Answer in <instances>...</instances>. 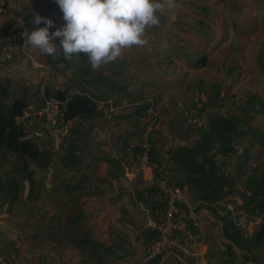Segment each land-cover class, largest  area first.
Returning a JSON list of instances; mask_svg holds the SVG:
<instances>
[{"label":"crops","instance_id":"1","mask_svg":"<svg viewBox=\"0 0 264 264\" xmlns=\"http://www.w3.org/2000/svg\"><path fill=\"white\" fill-rule=\"evenodd\" d=\"M3 3V11H0V45L6 39L7 32L16 22L18 15L28 22L29 32L45 26L43 23L40 25L33 23L35 14L50 18L55 22V26L50 30L52 32L65 23L63 13L55 0H19L15 9L11 7L10 0H0V10ZM186 7L191 9V5L186 4ZM168 12L170 13V11ZM168 12L163 15L168 16ZM182 13L185 15L188 12L183 11ZM163 15L160 17L161 19H163ZM161 19L158 27L148 30L145 46L132 47L145 49L147 52L153 51V56L151 54L148 57L152 62L149 64L151 66L149 70L144 69V62L140 61L138 51L132 52L131 48L124 50L121 57L116 61L103 65L96 70L92 69L86 56L87 69L90 70L91 75L100 74L115 86H126L127 89L114 90L110 93L108 100H103L111 101L115 107L121 109L108 114V120L111 121L110 126H94L92 135L94 137L91 139L80 164L81 167H85L81 170L79 168L74 169L78 170L77 179H73L71 182V185L79 184L78 188L80 189L67 196L65 195L67 192L64 188L65 184H61L57 188L47 185L46 192L41 191V195L44 192L46 196L41 197L38 192L39 187L34 184L33 172L25 173L31 175V180L25 178L22 185L15 184L13 180L9 182L11 187L0 185V195L5 194L3 198L7 199L4 203H0V253L5 254L7 250L10 251L9 254L13 255L11 257L18 259L16 264H23L24 257H39L38 253L32 255L33 248H30L28 243V240L31 239L32 241L38 240L39 234H41L40 255L45 257V264H110V261H115V264H151V262L145 261V256L153 237L149 235L150 233L147 232L149 228L146 227L147 225L154 226L150 224L149 219L152 220L150 216L153 217L155 204L154 193L148 190L147 186L155 182V174L149 165L141 162L139 158L136 159L133 155L138 136L129 137L128 148H126L128 151H126L130 155L125 153L124 148L121 147L122 142L118 143V139L133 130L127 131L131 125L123 123L116 126L114 118L127 111L134 112L142 104H151L150 101H152L153 109L159 116V124L155 131L165 134L171 132L169 130L173 115L165 116L167 118L165 123L162 122L161 117H164L163 114L171 112L172 99L176 97L175 92L183 94L189 88L190 77L193 74L190 71L194 69L192 66L193 59L188 65V62L177 58L174 53L166 51L171 50L170 45L173 42L178 47H185L187 45L186 38L190 36L186 37L184 34L194 32L187 31L186 27L175 30V27H168L167 23L162 25ZM54 42L59 45L60 39L57 38ZM29 50L35 59L40 56L43 63H47L48 58H52L42 54L37 49L29 48ZM60 51L61 53L58 52V57L55 59H59L68 65L65 75L70 77L73 75V71L75 73L79 70L77 67L72 68L73 65L81 63L79 55L74 56L78 60L71 64L70 59L72 57L65 58L62 48ZM140 69L145 72L151 71L152 74H141L143 72H139ZM41 80L42 70L34 68L26 59H20L0 71V84H10L16 98L27 101L29 105L36 104L38 101L37 93ZM55 80L57 81V78ZM98 89L100 91L107 90L101 85L98 86ZM49 90H52L51 86ZM152 98L156 100V103ZM178 103L180 104V102ZM139 119L141 125L144 126V120H148L149 115ZM46 135L53 136L49 132ZM142 137L143 135H141ZM109 141L113 146L118 147L117 158L115 159H111ZM163 141H165L164 138ZM62 144L61 141L60 146ZM106 158L116 161L110 163L106 161ZM53 192H58L57 199L50 197L51 193L52 196L54 195ZM130 200L131 204L126 205L125 203ZM132 207H138V210L145 215L146 224L142 222L143 215L131 217L135 211ZM200 214L203 222L200 235L203 238L206 239L205 230L209 223H215V228H222V222L215 218L207 208H203ZM80 216H83L84 220L78 223L72 221V219ZM181 217L184 218V214ZM161 220H152L156 224L152 228L158 230ZM36 225H40V227L37 228ZM55 230L58 232V237L53 233ZM115 234L117 237L125 235L122 239L116 240ZM183 234L187 237L188 248L195 252V246L203 240L202 236H193L188 230V223H186ZM84 236H88L90 242L100 244L101 247L89 253V248L85 247V251H83L72 244L73 241L81 240ZM221 237L222 242H228L224 240L223 232ZM54 239L57 240V243L54 242ZM209 242H205L199 249V260L205 263L204 259L208 252ZM143 248L144 252L139 258V252ZM104 249H108L109 252H105ZM170 258L166 264L179 262L175 257ZM188 262L195 264V259Z\"/></svg>","mask_w":264,"mask_h":264},{"label":"rangeland","instance_id":"2","mask_svg":"<svg viewBox=\"0 0 264 264\" xmlns=\"http://www.w3.org/2000/svg\"><path fill=\"white\" fill-rule=\"evenodd\" d=\"M186 4L191 5V9L187 8ZM235 9H238V11H234ZM168 11H170V13ZM183 11L188 13L183 15ZM165 12L169 14L168 16L163 15V19L160 18L162 25L167 23L168 27H175V30L186 27L187 31H193L195 33L186 32V34H184L186 37L190 36L188 37L189 39L186 38L187 45L185 47H178L173 42L170 45L171 50L166 52L174 53L177 58H181L188 62V65H190L192 59L194 60L197 55L202 53L207 54L209 63L206 68L198 71H190V73L193 74H191L190 85L186 92L183 94L175 92L176 97L172 99L171 112L163 114L164 117H161L162 122L165 123L167 121L165 116L173 115L171 129L169 130V132H171L170 134L159 132L153 136L154 139H159L161 142V145H158L157 152H166L176 144H182L184 142L192 145L200 130V125L204 124L203 118L206 113L217 111L223 113H236V109L243 105L246 100L254 94H257L264 100V0H175L174 7L167 9ZM177 12H179L178 15ZM131 51H138L140 61L144 62V69L146 68L149 70L151 67L149 64H152V62L148 57L151 54L153 56V51L147 52L145 49L143 50L141 48H131ZM28 52H31L29 48ZM74 56L76 55H73L70 59L71 64L78 60V58ZM20 59H26L27 62L31 64V58L27 54L19 53L14 55L12 61L6 64L0 71ZM37 61L43 63L40 56L37 58ZM43 64L51 66L47 63ZM139 72H143L141 74H152L151 71L145 72L141 69ZM66 83L67 79L65 81V84ZM213 84H216L222 89L224 100L221 101L220 104L216 103V100L213 98L211 89ZM50 86L51 89L58 88L56 80L51 82ZM149 98H151V96H149ZM209 100L212 101L209 102ZM178 102H180L181 105ZM207 103H209V106L205 107ZM256 108L258 107L256 106ZM253 116V123L260 128L264 127V111L255 112ZM114 121L116 126L121 123L131 125V128L127 131L135 130L141 125L139 116L133 111H127L116 116ZM110 123V120L94 118H89L84 122L85 125L92 124L95 127L110 126ZM37 127L38 126L27 129L28 133L35 130ZM93 137L94 136H92V139ZM163 138L165 141H163ZM141 139V135H139L135 142L136 146L141 147L143 144ZM32 140L36 142L40 151H50L52 154V161L48 165L44 162L33 163L28 161L27 163L26 172H33L34 184L39 187V196H46L44 192H46L47 185L57 188L61 184H67L72 182L73 179H77L78 170L70 169L63 163L61 155L65 147L62 145L57 150L55 148L53 136L46 135L42 139L33 138ZM126 150L127 149L124 148L125 153L130 155V153L127 152L128 150ZM21 163L23 162L21 161L18 163L16 156L13 154L0 153V185H9V182H11L10 180H13L17 185L24 184V178H26L24 175L26 174L15 173L13 170L15 167L20 168L22 166ZM250 166L251 171L257 170L258 173H261L264 169V156L257 162L252 161ZM84 167L85 166L81 167V165H79L76 168L81 170ZM161 174L170 181L168 173L163 172ZM147 188L155 192L153 196L155 212L153 217H150L152 220L155 219L160 221L165 213L166 198L158 191L155 182L149 184ZM42 190L44 191L43 195H41ZM53 193L54 195L52 196L51 193L50 197L57 199V195H59L58 192ZM4 195H0L1 204L7 200L3 198ZM125 204L130 205L131 200L127 201ZM132 208H134L135 211L131 214V217L143 215L140 210H138V207ZM250 214L254 215L255 213ZM217 215L221 216L224 214L217 209ZM213 216L217 218L214 214ZM142 222L143 224L147 222L145 215H143ZM36 226L37 228L40 227V225ZM152 227L154 226L147 225L146 228ZM53 233L58 237V232L56 230ZM205 233V242L210 241V245L205 259H201H204L206 264H226L225 260L229 257L225 255V247L222 244V228H215V223H209ZM124 235L117 237L115 234L114 238L116 237V240H119L122 239ZM149 235L152 236L151 234ZM201 236L202 235H200V237ZM54 242L57 243V240L54 239ZM28 243L30 248H33L32 255L38 253L39 257H24L23 264H45V257L40 255L41 234H39L38 240L32 241L31 239L30 241L28 240ZM226 243L228 244V242ZM143 252L144 248L139 252V258ZM9 253L10 251L8 250L5 254L0 253V257L9 258L10 264H16L18 261L17 257L12 258L11 256L13 255ZM232 257L233 264H264V239L259 247L251 249L247 260L243 258V253L239 250H236ZM109 263L115 264V261H110Z\"/></svg>","mask_w":264,"mask_h":264},{"label":"trees","instance_id":"3","mask_svg":"<svg viewBox=\"0 0 264 264\" xmlns=\"http://www.w3.org/2000/svg\"><path fill=\"white\" fill-rule=\"evenodd\" d=\"M234 11H238V9ZM78 55L81 63L73 65L72 68L77 67L79 70L75 73L73 71V75L70 77L65 75L68 65L59 59H55L58 57V53L47 60L57 75L67 79V83L62 89L47 90V95L60 99H66L69 96L65 103V120L72 124L69 135L64 137L62 145L65 148L61 159L70 169H75L81 164L92 139L94 125H85L84 122L89 118L108 120V114L105 113L104 109L98 108L97 101L108 100L110 93L114 90L127 89L126 86H115L100 74L91 75L90 70L87 69L86 55L83 53ZM208 63V55L199 54L194 58L192 66L194 70H200L206 68ZM99 85L108 91H100ZM211 89L214 100L220 104L224 100L222 89L216 84H213ZM150 105L149 103L142 104L141 107L139 106L140 108L134 111L135 114L139 118L147 117ZM28 106L27 101L16 98L10 84H0V153L13 154L18 163L23 162L21 163L22 166L15 170L19 174L26 173L28 161L33 163L44 162L46 165L52 161L50 151H40L36 142L32 140L33 138H28L27 129L31 128H25L16 122V118L21 116ZM208 106L209 103L205 105V107ZM258 111H264V100L254 94L236 109V113L220 111L206 113L203 118L204 124L200 126L192 145L187 142L176 144L166 152H157L158 145H161L159 139L153 138L158 133L157 131L151 132L148 136L151 145L149 159L157 166L156 174L168 173L171 184L186 189L195 202L207 203L206 208L222 222L223 236L229 242L228 244L222 242L225 246V255L229 257L225 260L226 264H233L232 256H234L235 249L241 251L243 258L247 260L251 249L259 247L264 239V223L258 231L248 237L234 225L228 214L217 215V208L212 207L216 201L239 193V186L243 185L242 187L250 192L249 196L242 194L247 212L255 214L264 212V169L258 173L257 170L251 171L250 166L252 161L257 162L264 156V127L260 128L253 123V114ZM145 125L144 123V126L140 125L131 133L119 137L118 143L122 142L121 147L128 148L129 137L143 135ZM233 140L243 141L245 149L236 163L235 175L224 176L219 173V162L225 160L232 150L231 143ZM141 152L142 148L136 146L133 149L134 157L139 158ZM106 161L112 163L116 160L106 158ZM24 177L31 180V175L26 174ZM11 186L9 183V187ZM78 187L79 184L71 185V182L65 184L64 188L67 191L65 195L76 193L80 189ZM80 215L82 214L80 213ZM81 220H84L83 216L72 219L75 223L81 222ZM188 230L195 237L200 235V229L194 227L190 222L188 223ZM147 232L152 235L153 239L159 233L153 228H149ZM72 244L83 251H85V247L89 248V253L101 247L100 244L90 242L88 236L73 241ZM104 251L109 252L108 249H104ZM161 261L162 258H157L151 264H160Z\"/></svg>","mask_w":264,"mask_h":264},{"label":"built area","instance_id":"4","mask_svg":"<svg viewBox=\"0 0 264 264\" xmlns=\"http://www.w3.org/2000/svg\"><path fill=\"white\" fill-rule=\"evenodd\" d=\"M19 0H10V5L13 9L17 7ZM4 3L1 5V10ZM29 24L20 15H18L16 22L10 28L5 41L0 45V69L12 61L14 55L19 53L27 54L31 58V64L35 68L42 70V80L38 91V101L36 104L29 105L21 116L16 118L18 124L23 127L34 128L35 130L28 133V138H43L47 132L53 135L54 130H58L62 143L64 137L69 135L71 122L65 120V103L66 99L48 96L50 83L57 78L56 89H62L66 79L57 75L53 68L49 65L40 63L35 59L28 47L23 46L25 31H28ZM98 108L104 109L106 114L114 113L120 110L113 105L111 101H97ZM148 108L149 119L144 120L145 132L142 137L143 144L141 145L142 152L140 154V161L149 165L154 171V180L157 188L166 198V209L164 217L159 223L158 236L153 239L148 245L145 261L152 262L157 258H164L170 251H175L180 254L185 260L189 261L195 259L196 253L188 248L187 237L183 234L186 223H191L194 227L201 228L203 222L201 221V210L206 208L207 203L198 201L195 202L187 192L186 189L174 186L170 183L168 178L162 174H156L157 166L150 162L151 145L148 141V136L151 132L157 130L159 124V116L153 109V102ZM181 105V104H180ZM200 125V124H199ZM202 126V125H200ZM50 128V129H49ZM232 150L228 153L226 159L219 162V173L224 176H234L236 163L239 157L243 154L245 143L241 140H233L231 143ZM242 194L250 195V192L239 186V193L232 197H227L216 201L212 207H216L223 214H228L234 225L242 230L245 236H252L258 231L264 223V212L257 214H250L245 209ZM184 214V218L181 215ZM186 237V238H184ZM199 264H206L199 260ZM0 264H10L9 258L0 257ZM176 264H182L180 261Z\"/></svg>","mask_w":264,"mask_h":264},{"label":"clouds","instance_id":"5","mask_svg":"<svg viewBox=\"0 0 264 264\" xmlns=\"http://www.w3.org/2000/svg\"><path fill=\"white\" fill-rule=\"evenodd\" d=\"M63 13L64 25L50 31L55 22L34 15L38 27L25 31L23 46L65 58L85 54L93 70L116 61L124 50L147 44L149 29L160 25V17L175 0H55ZM59 38L60 44L54 41Z\"/></svg>","mask_w":264,"mask_h":264},{"label":"water","instance_id":"6","mask_svg":"<svg viewBox=\"0 0 264 264\" xmlns=\"http://www.w3.org/2000/svg\"><path fill=\"white\" fill-rule=\"evenodd\" d=\"M50 129V128H49ZM53 137L55 140V148L58 150L60 148V144H61V139H60V135L58 130H54L53 131ZM110 148H111V159H115L117 158V150L118 147L117 146H113L111 141L108 142ZM184 144V143H183ZM150 224H153L154 226L156 225L155 222H153L151 219H149ZM225 241H227L226 239H224ZM205 244V237L203 238L202 242L195 246V264H199V249L201 246H203ZM170 257H175L177 258L182 264H190L187 260H185L182 256H180L179 253L175 252V251H170L168 254H166V256L163 258V260L161 261L160 264H166L167 260Z\"/></svg>","mask_w":264,"mask_h":264},{"label":"flooded vegetation","instance_id":"7","mask_svg":"<svg viewBox=\"0 0 264 264\" xmlns=\"http://www.w3.org/2000/svg\"><path fill=\"white\" fill-rule=\"evenodd\" d=\"M165 256H166V255H165ZM165 256H164V257H165ZM162 260H163V259H162Z\"/></svg>","mask_w":264,"mask_h":264},{"label":"bare ground","instance_id":"8","mask_svg":"<svg viewBox=\"0 0 264 264\" xmlns=\"http://www.w3.org/2000/svg\"><path fill=\"white\" fill-rule=\"evenodd\" d=\"M168 254V253H167Z\"/></svg>","mask_w":264,"mask_h":264}]
</instances>
